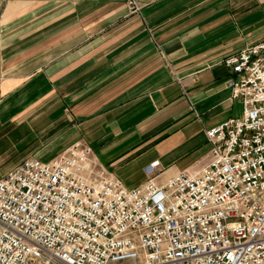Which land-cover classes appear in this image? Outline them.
I'll return each instance as SVG.
<instances>
[{
	"label": "crops",
	"instance_id": "crops-1",
	"mask_svg": "<svg viewBox=\"0 0 264 264\" xmlns=\"http://www.w3.org/2000/svg\"><path fill=\"white\" fill-rule=\"evenodd\" d=\"M127 1L0 0L7 171L77 142L127 188L152 164L161 184L208 161L206 131L240 114L223 59L259 41L240 25L254 0Z\"/></svg>",
	"mask_w": 264,
	"mask_h": 264
},
{
	"label": "built area",
	"instance_id": "built-area-1",
	"mask_svg": "<svg viewBox=\"0 0 264 264\" xmlns=\"http://www.w3.org/2000/svg\"><path fill=\"white\" fill-rule=\"evenodd\" d=\"M223 64L241 114L206 131L199 170L127 188L77 142L3 174L0 264H264V39Z\"/></svg>",
	"mask_w": 264,
	"mask_h": 264
},
{
	"label": "rangeland",
	"instance_id": "rangeland-1",
	"mask_svg": "<svg viewBox=\"0 0 264 264\" xmlns=\"http://www.w3.org/2000/svg\"><path fill=\"white\" fill-rule=\"evenodd\" d=\"M263 1V0H260ZM255 4L253 5V13L254 15L252 17H249V20L241 21L240 25L243 28H246L247 30H250L248 32V36L251 40L257 41V40H263L264 38V6L258 5V0H254ZM247 6H243L240 10L244 13H248L250 8L245 9ZM246 10V11H245ZM252 31V32H251ZM241 114V109H240ZM238 115V117L240 116ZM9 167L7 165H4L2 162H0V176L7 171Z\"/></svg>",
	"mask_w": 264,
	"mask_h": 264
}]
</instances>
